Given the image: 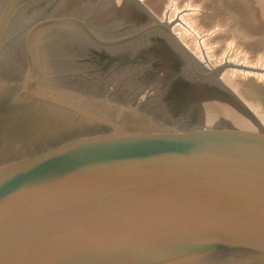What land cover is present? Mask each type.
Returning <instances> with one entry per match:
<instances>
[{"label": "rangeland", "instance_id": "374dc122", "mask_svg": "<svg viewBox=\"0 0 264 264\" xmlns=\"http://www.w3.org/2000/svg\"><path fill=\"white\" fill-rule=\"evenodd\" d=\"M166 133L264 139V0H0V176ZM71 168L58 185H137L156 169ZM211 246L163 264H264L263 246Z\"/></svg>", "mask_w": 264, "mask_h": 264}, {"label": "water", "instance_id": "95a60500", "mask_svg": "<svg viewBox=\"0 0 264 264\" xmlns=\"http://www.w3.org/2000/svg\"><path fill=\"white\" fill-rule=\"evenodd\" d=\"M46 159L0 176V264H163L208 242L264 248V139L119 134L54 168ZM86 164L88 175L156 169L137 185H58ZM49 174L47 185L31 184Z\"/></svg>", "mask_w": 264, "mask_h": 264}, {"label": "bare ground", "instance_id": "6f19581e", "mask_svg": "<svg viewBox=\"0 0 264 264\" xmlns=\"http://www.w3.org/2000/svg\"><path fill=\"white\" fill-rule=\"evenodd\" d=\"M173 32V31H172Z\"/></svg>", "mask_w": 264, "mask_h": 264}]
</instances>
